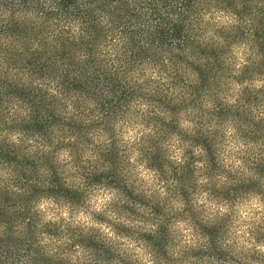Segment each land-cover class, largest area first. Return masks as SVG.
Returning a JSON list of instances; mask_svg holds the SVG:
<instances>
[{
	"label": "clouds",
	"instance_id": "clouds-1",
	"mask_svg": "<svg viewBox=\"0 0 264 264\" xmlns=\"http://www.w3.org/2000/svg\"><path fill=\"white\" fill-rule=\"evenodd\" d=\"M0 264H264V0H0Z\"/></svg>",
	"mask_w": 264,
	"mask_h": 264
}]
</instances>
